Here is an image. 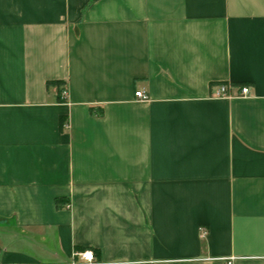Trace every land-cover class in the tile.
Masks as SVG:
<instances>
[{"label": "crops", "instance_id": "obj_1", "mask_svg": "<svg viewBox=\"0 0 264 264\" xmlns=\"http://www.w3.org/2000/svg\"><path fill=\"white\" fill-rule=\"evenodd\" d=\"M83 251L264 264V0H0V264Z\"/></svg>", "mask_w": 264, "mask_h": 264}, {"label": "built area", "instance_id": "obj_2", "mask_svg": "<svg viewBox=\"0 0 264 264\" xmlns=\"http://www.w3.org/2000/svg\"><path fill=\"white\" fill-rule=\"evenodd\" d=\"M232 92H235V97H247L249 95V88L243 86V87H234L231 85H219L214 88L213 96L215 98H232ZM135 97L138 98L141 101H146L147 97L142 92H136ZM78 260H80L81 263L84 264H94L95 263V257L94 254L91 251H83L78 253L77 255Z\"/></svg>", "mask_w": 264, "mask_h": 264}, {"label": "trees", "instance_id": "obj_3", "mask_svg": "<svg viewBox=\"0 0 264 264\" xmlns=\"http://www.w3.org/2000/svg\"><path fill=\"white\" fill-rule=\"evenodd\" d=\"M47 85H48V86H50V85L61 86L60 83H48Z\"/></svg>", "mask_w": 264, "mask_h": 264}]
</instances>
